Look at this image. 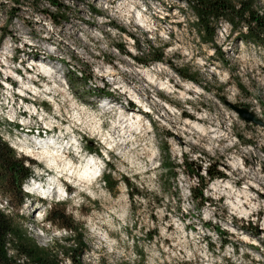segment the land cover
Returning <instances> with one entry per match:
<instances>
[{
    "label": "rangeland",
    "instance_id": "374dc122",
    "mask_svg": "<svg viewBox=\"0 0 264 264\" xmlns=\"http://www.w3.org/2000/svg\"><path fill=\"white\" fill-rule=\"evenodd\" d=\"M15 1L0 0V81L7 75L17 83V90L0 85L3 140L16 148H31L19 139L36 144L32 137L38 133L20 128L17 121L35 124L42 117L30 115L33 112L27 108L36 107L38 113L42 108V125L55 124L63 132L43 133L42 138L67 144L65 149L58 147V153L63 151L62 156L74 164L94 156L99 167L98 176L88 182L79 184L75 177L63 175L61 188L55 179L57 187L47 200L38 191H25L26 184L38 178L23 182L22 199L0 188V208H6V215L38 245L59 252L63 264H70L60 252L61 246H69L66 238L71 232L44 219L50 206L64 208L83 234V264H264V45L241 39L225 20L216 23L214 45L203 42L186 0H63L66 12L57 24L47 14L55 12L47 3ZM256 9L262 12L264 0ZM118 27L132 33L140 47ZM115 46L127 48L130 54ZM149 46L164 48L162 62L142 64L133 58L148 54ZM38 63L51 67L52 76ZM18 68L24 72L21 79L12 71ZM109 69L131 88L137 86L140 98L157 101L159 107L146 115L129 93L118 88L117 80L102 77ZM145 70L157 81L170 82V92L151 84ZM178 72L191 74L194 81ZM23 82L36 87V91L28 89L35 93L29 95L35 103L22 106L13 93L22 92ZM187 85L198 92L190 90L182 97ZM8 97L16 99L15 109L5 104ZM229 104L245 108L242 113L248 118ZM102 105H112L111 113ZM116 109L125 115L138 112L149 124L154 167L146 153L139 163L129 160L140 157L131 143L117 152L114 145L120 129L111 128L118 121V113L112 112ZM165 114L177 122L176 127ZM252 116L262 124L250 120ZM187 120L201 122L208 132L183 133ZM96 124L116 141L105 143ZM211 130L219 132L212 136ZM66 131L75 133L85 150L82 156L72 153L75 147L68 136H61ZM135 138L141 143V137ZM16 157L50 172L47 181L58 176L33 153ZM233 161L240 167L234 169ZM192 170L207 183L203 196L209 201L203 206L194 197L200 182ZM217 171L224 176L208 178ZM107 173L115 182L111 187L104 185ZM222 181L229 186L213 189ZM220 227L222 233L217 231Z\"/></svg>",
    "mask_w": 264,
    "mask_h": 264
},
{
    "label": "trees",
    "instance_id": "16d2710c",
    "mask_svg": "<svg viewBox=\"0 0 264 264\" xmlns=\"http://www.w3.org/2000/svg\"><path fill=\"white\" fill-rule=\"evenodd\" d=\"M20 0L15 1L17 4ZM31 5L37 2H45L55 9V12L47 14L54 23L63 21L66 6L61 2L63 0H27ZM192 9L195 20L193 24L195 30L205 43L214 45L216 36V23L220 20L227 21L230 24V30L237 31L240 38L251 41L253 44L264 45V9L262 12L256 9L259 0H186ZM13 9H16L13 7ZM94 12H98L93 7ZM121 33L127 32L123 27H118ZM137 39L132 33L127 32ZM5 34H2V38ZM2 40H0L1 42ZM138 48L140 47L138 45ZM148 54L145 56L133 57L138 63L148 64L150 62L164 60V48L149 46ZM122 54H130L127 48L115 46ZM181 77H187L194 81V77L187 72H178ZM87 76V75H86ZM85 76V77H86ZM108 94V93H106ZM0 134V188L9 192L15 197L23 198L24 191L22 183L32 175L31 167L25 165L23 158L15 155L13 148L1 138ZM166 168L171 169V163H166ZM192 173L198 177L200 182L197 187V195L194 197L198 200L199 205L203 206L209 201V197L203 196V190L207 183L202 182L203 176L195 170ZM222 171L209 173L208 178L223 177ZM104 185L110 187L115 182L111 181L110 173L103 174ZM194 191V189L192 190ZM52 207L46 213V220L50 223L69 230L71 234L66 238L70 241L69 246H61V254L70 262V264H83L81 255L84 251L85 242L83 234L77 231L72 216L65 213L64 208L56 209ZM219 233L222 229L217 228ZM59 252L53 253L50 249L42 247L27 233L25 228L15 223L12 218L0 210V264H28L27 261L34 264H63L59 258Z\"/></svg>",
    "mask_w": 264,
    "mask_h": 264
},
{
    "label": "bare ground",
    "instance_id": "6f19581e",
    "mask_svg": "<svg viewBox=\"0 0 264 264\" xmlns=\"http://www.w3.org/2000/svg\"><path fill=\"white\" fill-rule=\"evenodd\" d=\"M137 16L142 17V15L139 12H138ZM141 21H143V20H141ZM38 65H39V63H38ZM39 66H41L42 71L47 76H52L53 71H52L51 67H48V65H45L43 63L42 64L40 63ZM143 74H144L145 78H147L151 84L156 83V85H158V88H160V89L163 88L166 91L170 92L169 91L170 86L168 85V84H170V82L165 83L162 81H157V79H154L152 76L149 75V70L143 71ZM118 75L119 74L117 72H115L112 69H109V70H106L102 74V77L103 78H109V79L111 78V79H114L115 81L117 80L115 83L118 85V88L123 89L124 92L126 91L127 93H129V95L132 98H134V100L138 104H140V106L143 105L144 107L149 108L150 110L156 109L159 107V104L157 101L156 102H150L146 98H140L138 96V93H137V89H139V88L137 86H134L133 88H131V86H129L128 83L119 80ZM120 78H123V77L121 76ZM23 85H24V88L22 87L23 88V89H21L22 92H24V91L26 92L27 89H31L32 91H36V87L31 88V86L28 85V83H26V82H23ZM50 89H51L50 87L47 88V90H50ZM143 90H145V89L143 88ZM190 90H192L193 92H196V93L198 92L196 88H190V86L187 85L186 90L184 92L181 91L182 97H185L187 94H189V92H187V91H190ZM102 106L104 107L105 111H109L111 113L112 105H110L108 107L106 105H102ZM27 109L31 112L38 113L36 107L27 108ZM107 109H109V110H107ZM11 111H13V110L11 109ZM112 112H114V114L118 113L119 116H118V121H113L112 124H114V125L111 128L112 129L113 128H119L120 134H118V136H119L118 141H116V139L113 137L112 133H110V132L104 133L103 129H102V125L96 124L97 126H95L96 127L95 129L98 130V133H100V137L101 136L104 137V139H103L104 142L109 145L110 142L116 141V144L114 143L115 144L114 146H115L117 152H119V153L123 150L124 146L131 143L132 148L138 147V150L140 152L139 153L140 157L138 158V156H132L129 159L130 161L134 160L137 163H139V161L142 160L143 155L146 153L148 156V160L150 162H152V164H154V160H155L154 155L155 154L153 153L154 152L153 144H152L151 140H149L147 138L148 131L150 128L149 124L146 123L145 121H143L142 116L138 112L136 114L131 113V114H126V115L123 112L118 111L117 109L113 110ZM238 112L242 118H244V119L248 118L241 111H238ZM11 114L13 115V113H11ZM166 116H167V114H165V117ZM163 117H162V119H163ZM166 120L168 123H171V124L173 123V125L176 127L177 122L173 121L172 119L168 120L167 117H166ZM20 128H23V129L28 128L31 130V128L28 126H20ZM193 129L198 130L203 134H206L208 132V131H206L204 124H202L199 121H195V120L185 121V124L182 127L183 133H187ZM47 132H49V131L43 129L42 134L47 133ZM209 132L212 134V136H216L219 131L218 130H215V131L211 130ZM137 135L139 137H141V139H142L141 143H139L138 140L135 138ZM37 136L32 137L33 138L32 140H34V141L37 140L36 142H34L36 144H30L29 142L22 140V139L21 140L19 139L18 142L21 141V142H23V144L29 145L31 147L29 149L39 148L37 150L38 152H36V154H34V155L37 157H40L41 160H46L48 166H50L51 168L53 167L57 171L58 176L65 175V176H68V178L75 177L76 180L79 182V184L82 182H88L89 180L98 176L99 164H98V161L96 160L97 158H95L94 156L86 158L82 162L80 161V163L74 164L73 162H71L70 160H67V158L62 156L63 151L60 152V154L58 153V150L60 148H61V150L65 149L67 147V144L65 146L64 144H61L62 141H57V139H55V138H51V139L46 138V137L42 138L43 135H41L40 133H38ZM4 141H6V140H4ZM72 144L75 145V142H71V145ZM58 147H59V149H58ZM28 152H32V150H30ZM138 159H139V161H137ZM58 161H61V164H59ZM232 166L235 169L237 167H240V164H239V162L233 161ZM233 172L234 171L232 169L230 173H233ZM54 183H55V179H51V180L47 181L46 183H43L42 180L37 179V180H32V181L28 182L26 184V187H27L28 192H37L38 191L39 193H42L44 196L49 197L52 195V192L55 191V188L57 187L54 185ZM45 185H47V187H45ZM223 186H225V188L228 187L229 182L226 181L225 184H224V182L218 183V184L216 183L213 185V189L219 190V189H222ZM248 190H249V188H248ZM56 192L61 193L62 191H61V189H58V190H56ZM238 205H239V201H237V205H235V207L233 205V207L236 208ZM239 209H240V212L247 214L246 211H244L242 208H239Z\"/></svg>",
    "mask_w": 264,
    "mask_h": 264
},
{
    "label": "built area",
    "instance_id": "2783aa9c",
    "mask_svg": "<svg viewBox=\"0 0 264 264\" xmlns=\"http://www.w3.org/2000/svg\"><path fill=\"white\" fill-rule=\"evenodd\" d=\"M31 104H32V102H31ZM40 111H41V113H35V114H34V112H33V113L30 114V115H34V117H35V116H40V117H42L41 120H43V119L45 118L43 112H45V111H43L42 108L40 109ZM10 146L14 148V150L16 151V155H17V156L20 155V154L22 153V154H24L25 156H29V157H30V155H32V152H33V154H36V152H38V151H36V150L39 149V148L26 149V148H23V147H21V148H16V145H10ZM30 150H32V152H28V151H30ZM35 151H36V152H35ZM25 164L28 165L29 162L26 161ZM0 210H2V211L5 212V213L7 212V211H6V208H0ZM7 210H8V209H7ZM12 264H15V263H12Z\"/></svg>",
    "mask_w": 264,
    "mask_h": 264
},
{
    "label": "water",
    "instance_id": "95a60500",
    "mask_svg": "<svg viewBox=\"0 0 264 264\" xmlns=\"http://www.w3.org/2000/svg\"><path fill=\"white\" fill-rule=\"evenodd\" d=\"M229 106H231V107H233L235 110H238V111H241L242 112V110L243 109H245V108H242V107H239V106H236V105H231V104H229ZM250 114H251V112H249ZM250 120H253L255 123H257V124H262V122L260 121V120H257V119H255V118H253V116H252V118L250 119Z\"/></svg>",
    "mask_w": 264,
    "mask_h": 264
}]
</instances>
